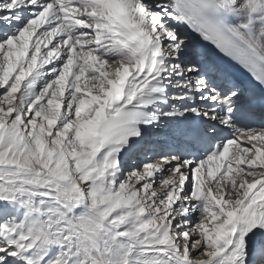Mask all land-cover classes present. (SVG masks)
<instances>
[{
  "label": "snow or ice",
  "instance_id": "1",
  "mask_svg": "<svg viewBox=\"0 0 264 264\" xmlns=\"http://www.w3.org/2000/svg\"><path fill=\"white\" fill-rule=\"evenodd\" d=\"M0 264H264V0H0Z\"/></svg>",
  "mask_w": 264,
  "mask_h": 264
}]
</instances>
